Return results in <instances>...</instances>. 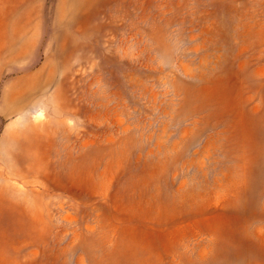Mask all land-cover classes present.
Instances as JSON below:
<instances>
[{
	"label": "rangeland",
	"instance_id": "obj_1",
	"mask_svg": "<svg viewBox=\"0 0 264 264\" xmlns=\"http://www.w3.org/2000/svg\"><path fill=\"white\" fill-rule=\"evenodd\" d=\"M0 264H264V0H0Z\"/></svg>",
	"mask_w": 264,
	"mask_h": 264
}]
</instances>
